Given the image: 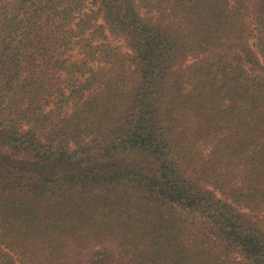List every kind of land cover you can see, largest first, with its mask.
I'll return each instance as SVG.
<instances>
[{"label":"trees","instance_id":"obj_1","mask_svg":"<svg viewBox=\"0 0 264 264\" xmlns=\"http://www.w3.org/2000/svg\"><path fill=\"white\" fill-rule=\"evenodd\" d=\"M250 70L264 0H0V264H264Z\"/></svg>","mask_w":264,"mask_h":264},{"label":"rangeland","instance_id":"obj_2","mask_svg":"<svg viewBox=\"0 0 264 264\" xmlns=\"http://www.w3.org/2000/svg\"><path fill=\"white\" fill-rule=\"evenodd\" d=\"M116 43H119L118 40H115ZM125 47V46H123ZM251 72L257 74V75H262L264 76V72H261V71H253V70H250ZM98 249H109L111 251V254L113 255V261L111 264H116V260H117V247L113 244H105V245H101V246H96V247H93L92 250L88 253V256L87 257H90L92 255V253L95 252V250H98Z\"/></svg>","mask_w":264,"mask_h":264}]
</instances>
